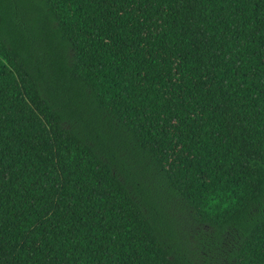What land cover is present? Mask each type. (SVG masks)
<instances>
[{"label": "trees", "instance_id": "obj_1", "mask_svg": "<svg viewBox=\"0 0 264 264\" xmlns=\"http://www.w3.org/2000/svg\"><path fill=\"white\" fill-rule=\"evenodd\" d=\"M0 264H264V0H0Z\"/></svg>", "mask_w": 264, "mask_h": 264}]
</instances>
